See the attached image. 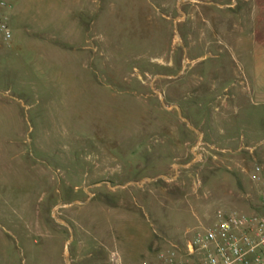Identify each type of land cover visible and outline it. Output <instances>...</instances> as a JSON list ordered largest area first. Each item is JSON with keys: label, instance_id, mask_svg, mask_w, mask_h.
I'll list each match as a JSON object with an SVG mask.
<instances>
[{"label": "rangeland", "instance_id": "obj_1", "mask_svg": "<svg viewBox=\"0 0 264 264\" xmlns=\"http://www.w3.org/2000/svg\"><path fill=\"white\" fill-rule=\"evenodd\" d=\"M261 9L104 0L87 50L43 73L0 55V264H146L218 209L255 212L264 92L232 58V11Z\"/></svg>", "mask_w": 264, "mask_h": 264}, {"label": "crops", "instance_id": "obj_2", "mask_svg": "<svg viewBox=\"0 0 264 264\" xmlns=\"http://www.w3.org/2000/svg\"><path fill=\"white\" fill-rule=\"evenodd\" d=\"M0 1L8 4V7L0 9V17L8 23L13 34L11 41L5 42L0 33V55L13 52L18 58V66H32L37 72L42 73L44 61L48 66L54 64L53 59H56L55 56L60 50L71 49L77 52L89 48L87 45L91 41L93 31L92 18L103 10L104 2V0ZM249 15L250 12L246 10L232 11V58L243 60V65L249 69V79L258 83L256 93L263 95L264 9L252 14L254 18L252 23L247 21ZM244 33H250L251 38L243 37ZM247 40H251L253 44L247 45ZM20 59H24L26 63ZM69 59L66 53L64 60L67 62ZM89 60L91 61V58ZM111 254L112 252L95 256L92 252L82 254L79 251L75 253V260L82 264L97 263L96 261H99V264H111Z\"/></svg>", "mask_w": 264, "mask_h": 264}, {"label": "built area", "instance_id": "obj_3", "mask_svg": "<svg viewBox=\"0 0 264 264\" xmlns=\"http://www.w3.org/2000/svg\"><path fill=\"white\" fill-rule=\"evenodd\" d=\"M8 7L0 1V9ZM0 33L5 42L13 34L0 17ZM253 181L261 184L259 205L255 212L218 209L211 220L186 230L181 244L159 250L146 264H264V166L256 164ZM111 264H123L121 255L113 251Z\"/></svg>", "mask_w": 264, "mask_h": 264}]
</instances>
